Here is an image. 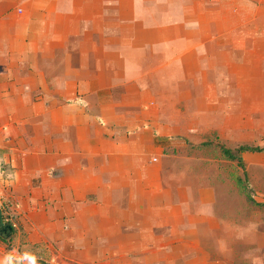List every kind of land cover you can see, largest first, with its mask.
Returning a JSON list of instances; mask_svg holds the SVG:
<instances>
[{
	"label": "crops",
	"instance_id": "crops-1",
	"mask_svg": "<svg viewBox=\"0 0 264 264\" xmlns=\"http://www.w3.org/2000/svg\"><path fill=\"white\" fill-rule=\"evenodd\" d=\"M263 2L252 5L257 22ZM228 9L229 0H0V208L12 227L0 259L14 250L42 264H238L242 224L211 188L202 205L176 193L172 166L199 160L166 152L191 132L180 119L190 87L211 85L212 49L228 37L212 26Z\"/></svg>",
	"mask_w": 264,
	"mask_h": 264
},
{
	"label": "rangeland",
	"instance_id": "rangeland-1",
	"mask_svg": "<svg viewBox=\"0 0 264 264\" xmlns=\"http://www.w3.org/2000/svg\"><path fill=\"white\" fill-rule=\"evenodd\" d=\"M239 1L229 0L226 23L213 22V32L218 33L225 25L228 37L223 39L225 43L221 41V47L212 49L214 68L208 71L211 85L190 87L195 94V99L188 102L190 117L180 120L181 126L191 127V132L179 139V148L172 146L166 151L172 157L199 162L190 167L172 166L174 177L168 184L176 193L181 194L184 188L195 192L196 205H202L201 199H210L211 188L216 207L228 205L229 222L238 220L242 224L236 235L240 241L232 247L240 257L237 263L255 260V264H264V20L255 21V0H241L242 7ZM236 10L244 13L243 19L235 20ZM204 92L211 100L209 114L207 102L203 112ZM223 147L234 152L242 147L261 151L242 154L244 171L223 156ZM188 169L195 170V181L193 177L188 181ZM243 187L251 191L250 198ZM209 248L216 257L225 254L215 244ZM230 248L226 255L231 258Z\"/></svg>",
	"mask_w": 264,
	"mask_h": 264
},
{
	"label": "trees",
	"instance_id": "trees-1",
	"mask_svg": "<svg viewBox=\"0 0 264 264\" xmlns=\"http://www.w3.org/2000/svg\"><path fill=\"white\" fill-rule=\"evenodd\" d=\"M222 154L223 156L228 159V160H231V161H234V162H237V165L243 169L245 171V163H244V160L242 158V154L243 153H246V152H256V151H261V149H253V148H248V147H242V148H239L237 151H231L229 149H226V148H222ZM245 176H246V173H245ZM243 190H245V192L248 194L247 196H251V191L248 189V188H244L243 187ZM250 198V197H249ZM250 200H253V199H250ZM4 221L6 223H9L10 222L7 220V218L4 216ZM0 241H2L4 244L7 245V247L9 248L10 247V244H11V239H2L0 238ZM40 262H38L37 264H39ZM42 264V263H41Z\"/></svg>",
	"mask_w": 264,
	"mask_h": 264
},
{
	"label": "clouds",
	"instance_id": "clouds-1",
	"mask_svg": "<svg viewBox=\"0 0 264 264\" xmlns=\"http://www.w3.org/2000/svg\"><path fill=\"white\" fill-rule=\"evenodd\" d=\"M0 264H37V258L30 252L25 251L22 255L17 256L14 250L0 259Z\"/></svg>",
	"mask_w": 264,
	"mask_h": 264
},
{
	"label": "water",
	"instance_id": "water-1",
	"mask_svg": "<svg viewBox=\"0 0 264 264\" xmlns=\"http://www.w3.org/2000/svg\"><path fill=\"white\" fill-rule=\"evenodd\" d=\"M12 236V227L4 221L3 212L0 208V238L9 239Z\"/></svg>",
	"mask_w": 264,
	"mask_h": 264
},
{
	"label": "built area",
	"instance_id": "built-area-1",
	"mask_svg": "<svg viewBox=\"0 0 264 264\" xmlns=\"http://www.w3.org/2000/svg\"><path fill=\"white\" fill-rule=\"evenodd\" d=\"M0 255H2V252H0ZM39 264H41V263H39Z\"/></svg>",
	"mask_w": 264,
	"mask_h": 264
}]
</instances>
